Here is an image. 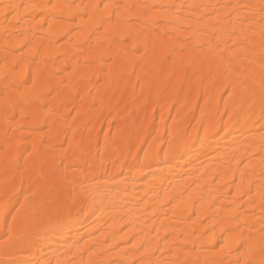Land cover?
Returning a JSON list of instances; mask_svg holds the SVG:
<instances>
[{"label":"bare ground","instance_id":"1","mask_svg":"<svg viewBox=\"0 0 264 264\" xmlns=\"http://www.w3.org/2000/svg\"><path fill=\"white\" fill-rule=\"evenodd\" d=\"M259 3L0 0V8L19 6L15 19L0 14V202L16 190L22 203L28 177L35 182L41 169H56L50 181L57 182L69 144L77 157L107 152L103 171L87 174L90 206L53 212L39 226L40 251L15 249L13 258L244 264L231 229L240 216L259 235L264 119L257 103L229 122L234 101L225 80L234 76L224 69L248 63L245 49L236 51L239 60L227 51L233 29L258 56L261 25L257 11L225 6ZM107 135L116 142L105 149Z\"/></svg>","mask_w":264,"mask_h":264},{"label":"snow or ice","instance_id":"2","mask_svg":"<svg viewBox=\"0 0 264 264\" xmlns=\"http://www.w3.org/2000/svg\"><path fill=\"white\" fill-rule=\"evenodd\" d=\"M18 5L4 4L3 8H0V14H3L5 18L11 13L13 19H15L19 12L17 11ZM29 7H39V5H29ZM57 7L53 5V8ZM99 7V5L95 6ZM104 9L107 10L110 7L119 8V5L112 6L105 4ZM136 7V6H131ZM147 7V6H145ZM225 7L232 8L233 12L236 11L237 7H242L247 11H257L260 17V38L262 41L261 50L259 55L256 54L248 55L247 49L249 47V38L244 35L243 39H240L242 33L236 32L233 29L232 36L236 39H231L232 47L228 48L227 51L232 53L235 59L239 60L240 57L235 56V53L239 49H245L244 59L248 61L247 64H241L237 67H232L229 63L228 67L224 69L225 73L234 76V79L227 81V90L224 95H227L230 100L234 101V107L231 114L228 116L229 122L238 117L247 118L251 110L256 106L257 103L260 105L261 118L264 119V0H260L259 5L245 4L240 6L226 5ZM115 14H113L114 17ZM231 15V14H230ZM239 19V17H237ZM254 19L246 17L244 23H253ZM249 31H255L249 29ZM207 45H201V48ZM219 47V45H217ZM145 53L147 47H145ZM173 48L169 54L168 59L172 60L175 65L176 60L173 58ZM220 62L225 63L224 58L220 57ZM183 61L181 60V64ZM258 64V71L255 65ZM211 74V69H209ZM219 83V81H218ZM204 113L201 112V116ZM225 115H228L227 108ZM199 123V121H198ZM210 128H215V121L210 122ZM264 129V125H261ZM223 130V129H222ZM115 138L111 135H107L104 138L105 149L108 148L109 144H115ZM139 143V140H137ZM131 142L129 141V150L131 151ZM169 150L171 151V142H169ZM33 148L29 156L35 152ZM119 151V148H116ZM163 151L162 149L160 150ZM260 151L264 152V136H261ZM115 154V153H113ZM145 165L151 167V164L147 163L149 159V153L145 152ZM153 156L158 153H153ZM167 155V153H165ZM21 159H24L22 156ZM107 159V152L104 156H101L97 151L95 157L92 156L91 151L82 154L77 157V153L72 151V145H68L67 151L62 155L61 165L58 170L59 180L55 183L50 181V176L57 175L56 169H50L49 172L41 169L36 174V181L33 182L32 177H28V194L23 196V202L17 198V191L13 190L11 196L8 192H5L2 202H0V228L4 229L3 237H0V264H52V260L47 258H35V259H15L14 250L20 249L27 251L29 255L32 253V249L36 248L37 252L40 251L39 243L41 237L46 235V231L38 230L39 226L45 221L46 218L50 217L53 212H71L76 209L81 212L85 210V205L91 204L95 197L92 196L94 189L86 183L87 174H91L92 171L102 172L104 169V162ZM67 161V165L64 164ZM112 163H118L119 157ZM261 163L264 165V156L261 157ZM27 160L25 159V165ZM247 167V165H245ZM264 173V168H262ZM123 175V173H120ZM84 176L85 179L81 180L80 177ZM243 174H241V187H243ZM25 183L23 175H21L20 184ZM264 189V184L261 185ZM65 191L67 195L65 196ZM250 191V189H249ZM247 194V193H245ZM261 209L264 212V190L260 193ZM91 197V200L89 199ZM18 205V207H17ZM15 212V215L12 213ZM236 226L231 229L237 234L235 243L238 248H242L244 256V264H264V214L260 218V228L258 229L259 235L253 233L254 225L249 223L247 218L242 219L240 216L234 217ZM9 220L11 224L9 225ZM247 229L249 235L245 237L244 230ZM224 249L221 248V252ZM55 264H65V261L56 259ZM67 264H119L118 261H94L91 257L85 261L80 259L78 261H69ZM138 264H153L151 260L142 259ZM223 264V261L219 262ZM236 264H240L237 260Z\"/></svg>","mask_w":264,"mask_h":264}]
</instances>
